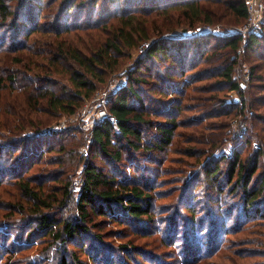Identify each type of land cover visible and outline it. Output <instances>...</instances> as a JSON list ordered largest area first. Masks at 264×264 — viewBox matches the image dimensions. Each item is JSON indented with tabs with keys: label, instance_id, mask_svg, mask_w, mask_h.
Here are the masks:
<instances>
[{
	"label": "trees",
	"instance_id": "1",
	"mask_svg": "<svg viewBox=\"0 0 264 264\" xmlns=\"http://www.w3.org/2000/svg\"><path fill=\"white\" fill-rule=\"evenodd\" d=\"M50 1L0 0V186H18L30 202L0 197V264H228L220 260L235 252L234 236L248 231L243 240L263 248L264 231L254 227L264 226V108L251 107L264 106L256 74L264 22L243 41V58L259 60L241 87L238 33L174 30L243 22L245 0H58L48 12ZM142 44L84 152L77 126L46 127L74 113L121 68L125 50ZM245 116L233 134L231 122ZM177 149L194 160L171 156ZM172 160L192 175L165 164ZM169 173L176 198L160 203ZM93 216L121 228L95 231ZM124 230L149 240L137 244ZM243 249L242 259L264 255Z\"/></svg>",
	"mask_w": 264,
	"mask_h": 264
},
{
	"label": "rangeland",
	"instance_id": "2",
	"mask_svg": "<svg viewBox=\"0 0 264 264\" xmlns=\"http://www.w3.org/2000/svg\"><path fill=\"white\" fill-rule=\"evenodd\" d=\"M56 2H58V0H51L50 3V8L48 9V12L49 10H52L56 4ZM262 4L264 5V0H261ZM261 18H262V23L264 22V10L261 14ZM224 19H225V12H224ZM247 23V18L245 20H243V22H232L230 24H214V25H209L210 26V29H211V32L212 31H218V32H225V31H236L237 33L239 32L240 28L245 26ZM261 23V25H262ZM207 26L205 23H198L195 28H199V27H205ZM262 27V26H261ZM260 27V31H261V28ZM195 28H187L185 26H179L177 28H175V33H179V34H182L181 32H184V29H187V30H191V31H194ZM173 31V32H174ZM204 34V33H203ZM217 34H220V33H217ZM240 35V32L238 33ZM166 35H167V32H166ZM241 36V35H240ZM87 37H90V36H85L84 39H87L88 42H90L89 38ZM93 37H96V36H93ZM154 38V37H153ZM241 46L238 50V53H239V57L240 58H243L244 55H245V51H244V43H243V39L241 38ZM87 44V43H85ZM146 45V44H145ZM145 45H140L139 47H136L135 49H131L130 52H127V49L125 50L124 52V55L122 57H120V60H121V68L118 69L114 74L110 75L107 82L103 85V86H100L95 92L94 94L91 96V98H85L82 100V103H81V106L74 112V113H71L69 115H60L58 118H55L53 121L49 122L46 127H52L54 129H57V130H63L65 128H67L68 126L70 125H74V126H77L78 128H80V131L83 132V136L85 138V144L84 145H81L79 147V152H84L86 150V147L88 144H90V139H91V129L93 127L94 124H96L97 122H99V119L101 117V115H105L103 117H101V119L105 118L107 115H106V109H105V104L107 102V99L109 97L110 94L113 93L114 90H117L120 86H118L119 82H121V80L125 79V82H123L121 85L125 84L126 83V77H125V74L128 70V68L130 66H132L134 64V61L135 59L146 49V46ZM12 56V55H11ZM248 60L246 59H242L241 60V64H239V68H238V72H237V75H240V81H239V84L240 83H243L244 85L246 84V80L249 78V73H250V64L252 65L253 63L255 62H258V58L256 56H245ZM9 61H11V57L9 56L8 57ZM12 66V64H11ZM256 74H259L258 76H260L262 79L261 83H264V67H262L261 64L258 65V70L256 72ZM56 76V75H55ZM58 78L57 81H60L59 77L61 76H56ZM64 81H60L61 84L64 82H66L67 79L61 77ZM214 79L212 78H208L206 80H202V81H199L197 82V85H203L207 82H211L213 81ZM252 82H254V86L256 87H261L259 85V80L257 79H254L252 80ZM244 85L242 87H244ZM57 88L60 87V85H57L56 86ZM256 90H260V89H257ZM200 91V89H199ZM199 91L197 93H199ZM193 90L191 89L190 90V93H192ZM259 92H264V89L263 87L261 88V90ZM10 93V92H9ZM11 96L7 97L8 99L11 100H14L18 105H19V100L18 98L10 93ZM201 94H205V93H201ZM7 93L4 95V97H6ZM227 96L228 97H237V94H235V92H228L227 93ZM239 99V98H238ZM238 101V100H237ZM1 102V101H0ZM18 108V107H17ZM253 110H256V111H259L261 109L264 108L263 105H257L256 102L254 103L253 107ZM12 110H14V113L12 115L14 116H8L5 118V121L9 122L11 125V128L14 127L17 122H18V119L16 117L17 116V110L12 108ZM2 113V114H1ZM105 113V114H104ZM0 114L2 116H5L3 112H0ZM0 115V117H1ZM246 116L244 117H237L235 118L232 122H231V128H236L237 131L239 132L240 128H243L244 126H246ZM249 119V118H248ZM6 122V123H7ZM1 126V125H0ZM2 127V126H1ZM190 130V129H188ZM204 132V130H203ZM233 134H237V133H233ZM240 134V133H239ZM238 134V135H239ZM178 145H181V146H191V145H194V144H188L186 143V145L182 144L180 141H178L177 143ZM257 146V145H255ZM188 154V155H186ZM171 156L173 157H180V158H184L188 161H193L194 158L189 156V153H184L183 151H179L178 149L175 151V152H172L171 153ZM166 165L170 166V165H179L183 168V170L187 171L185 174L187 175H192V172L194 170V168H192L191 166H187V164L181 160V161H168L167 163H165ZM50 166V165H49ZM35 168V169H34ZM32 170L37 172V171H40L39 170V167H34ZM31 170V171H32ZM66 170V169H65ZM81 170H82V165L80 164L77 168V170L75 171V173L73 174V177H72V191L76 194L77 191H78V186L80 184V181H81V178H82V174H81ZM30 171V172H31ZM67 171V170H66ZM175 172V171H174ZM173 174V173H171ZM168 176H171L170 173L167 175V180L162 184L161 187H159V189L161 188V190H166V193H165V197H163L162 199H159V202L160 203H164V202H169V201H173L175 198H176V192H174V189H170L169 188L174 184L175 186H177V184L179 183L176 179L177 177H173L172 179H168ZM53 182V181H52ZM47 185H49V183H47ZM169 187V188H168ZM52 190H50L49 192H51ZM169 195V196H168ZM0 197L1 198H5V199H9V200H18L20 198V200L22 201V199L24 200L25 203H30L29 200L27 198H25L23 195H21V192L18 188V186L12 184V185H3V186H0ZM73 210V207H71L70 209H66L65 211L66 212H71ZM1 212H4L5 210L3 209V207H1L0 209ZM64 213V211L62 210H58L57 213L61 214V213ZM17 215H19V213H17ZM93 222H96L97 223V228L95 227V231L96 230H99L100 229V232L103 231H107V230H113L117 227H120L121 226L119 224H107L105 222H102V217H98V216H93L92 219H91ZM119 225V226H118ZM254 229H261L262 231H264V226H256L254 227ZM125 233H127V236L128 237H125V238H129L131 236H134L133 240L135 243L137 244H142L143 241L145 240H149L147 238H138L137 235H133V234H129V230H124ZM250 234H253V233H250V231L246 232V233H241V234H238V235H235L234 236V242H232V247L235 249V252H231L230 255L226 256V257H223L221 258L220 262H228V264H238L236 263V261L240 260L241 264H245V263H249L253 260H257V261H260L262 259H264V255L262 254H259L260 256L259 257H255V258H252V259H242V258H239V255H238V250H247L248 248L252 251V249H257V250H261V252L264 253V247L261 248L260 245H256V243H247V241H244L243 239H245L246 236L250 235ZM261 237V235H259ZM114 237V236H113ZM233 239V237H232ZM120 239H116L115 238V242H119ZM123 240H127V239H123ZM146 246V245H144ZM37 247L38 245L36 244V246H34L31 251L32 252H35L37 251ZM80 252V251H79ZM77 253V255H79L81 258L86 259V257L84 256L83 253ZM241 253V252H240ZM88 264H90L89 261H87Z\"/></svg>",
	"mask_w": 264,
	"mask_h": 264
},
{
	"label": "built area",
	"instance_id": "3",
	"mask_svg": "<svg viewBox=\"0 0 264 264\" xmlns=\"http://www.w3.org/2000/svg\"><path fill=\"white\" fill-rule=\"evenodd\" d=\"M245 4L247 7V23L245 26L241 27L239 32L241 35V38L243 39V41L246 39L247 35L251 34V33H259L260 32V27H261V14L264 10V5L262 4L261 0H245ZM195 33V35H200V34H205V33H209L211 32L210 26L207 25L205 27H199L196 30L193 31ZM215 33H221L222 32H216V31H212ZM238 32V33H239ZM226 34H231V33H237L236 31H225ZM125 82V79L121 80V82H119L118 86H121V84ZM124 85V84H123ZM244 84L240 83V86L242 87ZM235 101L238 100L237 97H235L234 99ZM105 114V113H104ZM105 115H101V117H103ZM100 117V119H101ZM233 133H238L236 128H232Z\"/></svg>",
	"mask_w": 264,
	"mask_h": 264
}]
</instances>
